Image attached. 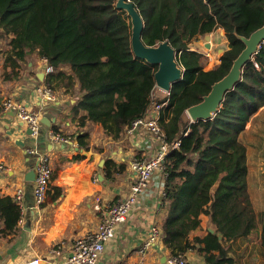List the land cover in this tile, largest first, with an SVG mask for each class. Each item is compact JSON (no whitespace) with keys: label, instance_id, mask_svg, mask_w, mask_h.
Masks as SVG:
<instances>
[{"label":"trees","instance_id":"16d2710c","mask_svg":"<svg viewBox=\"0 0 264 264\" xmlns=\"http://www.w3.org/2000/svg\"><path fill=\"white\" fill-rule=\"evenodd\" d=\"M117 1L0 0V42L8 46L3 49V63L11 68L7 74L16 78L28 57L37 52L54 67L47 85L54 90L68 88L73 97L77 95L72 113L81 129L100 124L114 140L146 114L158 68L135 55L131 18L116 6ZM131 1L145 21L144 42L169 41L185 70L183 79L172 85L169 105L160 119L169 140L181 142L166 162L163 243L170 257L196 249L189 235L206 214L216 232L197 238L204 243L198 250L209 264H234L222 241L248 236L258 223L248 189V155L242 135L247 123L264 111V44L213 118L192 122L186 111L230 71L245 48L240 37H249L264 26V0ZM218 29L226 32L229 48L218 65L205 70L203 53L192 50L191 44ZM53 129L59 132L58 126ZM76 138L80 148L89 150L88 129ZM48 192L57 200L62 189L51 181ZM0 216L5 230H14L20 205L10 196L0 197ZM261 243L264 246V218Z\"/></svg>","mask_w":264,"mask_h":264},{"label":"crops","instance_id":"0c3cea01","mask_svg":"<svg viewBox=\"0 0 264 264\" xmlns=\"http://www.w3.org/2000/svg\"><path fill=\"white\" fill-rule=\"evenodd\" d=\"M216 31L219 33L217 45L228 48L222 38L225 37L222 29ZM7 47L5 41L0 42V197L14 199L19 189L23 190V197L21 216L14 230H5L4 219L0 216V264H21L34 257L41 258L40 264L59 263L68 257L74 239L95 230L103 219V214L94 208L96 197L101 198L103 205L124 200L135 181L131 160L135 156L149 157L154 149H148L149 141L144 134L125 131L121 139L114 140L105 135L100 124L81 129L78 117L72 113L77 95L73 97L70 89L62 88L55 90L57 98L54 101L42 100L37 88L47 85L48 73L39 75L45 70L44 59L37 52L32 53L18 76L11 78L7 74L10 66L3 63V49ZM156 88L157 93L164 94L163 90ZM6 99L38 111L41 125L37 133H33L13 109L4 107ZM249 123L251 126L252 122ZM54 126L59 127V133L69 137L67 143L52 139ZM86 129L91 136L89 150L80 148L76 138ZM249 147L247 155L251 161ZM43 156L49 157L54 171L52 185L60 187L62 194L53 200L52 193L48 192L42 205L37 206L34 193L36 173L33 176L32 171L35 172ZM109 160L112 162L107 165ZM164 184L165 175L156 172L148 189L132 207L127 221L118 225L115 237L105 243L97 264H132L141 258L145 264H169L170 255L163 243V232L145 255L140 253V247L149 238L151 226L157 224L162 231L167 214ZM248 189L258 220L255 231L222 243L234 264H264L261 243L263 160L248 162ZM200 219V226L189 235L197 248L186 252L188 264H209L205 254L198 250L204 243L196 239L206 237L211 229L215 233L216 228L209 215L202 214ZM218 235L222 240V235ZM62 241L65 242L61 245Z\"/></svg>","mask_w":264,"mask_h":264},{"label":"built area","instance_id":"2783aa9c","mask_svg":"<svg viewBox=\"0 0 264 264\" xmlns=\"http://www.w3.org/2000/svg\"><path fill=\"white\" fill-rule=\"evenodd\" d=\"M43 59L46 63V73L53 72L54 67L48 63L46 58ZM156 89L152 93L153 100L146 114L133 121L126 129L130 134L139 133L146 135L149 141L148 149H154V152L149 157L139 158L135 156L131 160L130 167L135 174V181L132 183L130 192L124 200L103 205L101 198L96 197L94 208L104 216L98 227L89 233L75 238L70 247L68 257L59 263L53 264H97L103 255L105 243L115 237L116 227L127 221L132 207L137 203L139 196L148 189L153 175L156 172H161L166 175L165 171L168 155L173 149L178 148L181 142L180 140L171 142L160 123L162 112L169 105L170 91H163L164 94L160 95L157 93ZM37 91L44 101H54L57 98L54 88L50 85L38 87ZM4 107L13 109L17 113L18 118L21 119L33 133L39 131L41 118L38 111L30 109L13 99H6L4 101ZM51 137L58 142L67 143L69 141L67 135H63L56 131L51 132ZM35 173L34 193L37 206H40L47 197L53 175V167L50 164L48 156L40 158ZM22 197L23 190L19 189L14 197L19 205H21ZM161 234L162 231L159 225L153 224L150 229L148 240L140 247V253L145 255L146 252L159 241ZM64 242L65 241H62L61 245ZM54 251L59 252L58 249H54ZM167 261L169 264H188L185 254L170 257ZM40 262V257H34L21 264H40ZM132 264H145V262L143 258H141L134 261Z\"/></svg>","mask_w":264,"mask_h":264},{"label":"water","instance_id":"95a60500","mask_svg":"<svg viewBox=\"0 0 264 264\" xmlns=\"http://www.w3.org/2000/svg\"><path fill=\"white\" fill-rule=\"evenodd\" d=\"M116 6L125 10L131 18V43L135 55L157 65L158 68L155 72L156 86L163 91H171L172 85L183 79L185 74L184 68L177 59L176 49L167 40L156 45H148L144 42L145 21L131 0H118ZM240 38L244 42L245 48L234 60L230 71L213 84L210 92L203 97L201 102L187 109L186 112L192 122L213 118L220 110L226 94L232 91L242 80L245 65L252 61L254 55L264 44V26L252 32L249 37L241 36ZM205 39L211 41V36L208 34ZM45 72L43 70L39 75H45ZM32 175L35 176L34 171H32ZM211 231L214 230L211 229Z\"/></svg>","mask_w":264,"mask_h":264},{"label":"rangeland","instance_id":"374dc122","mask_svg":"<svg viewBox=\"0 0 264 264\" xmlns=\"http://www.w3.org/2000/svg\"><path fill=\"white\" fill-rule=\"evenodd\" d=\"M222 32L225 35V37L223 36L222 38L225 40L226 45H229L230 42L226 36V32L223 29ZM218 34L219 33H217V31H214L209 34L211 36V41L206 40L205 37H201L191 44V49L194 48L195 50L197 49L203 53L205 57L204 68L208 70L214 68L220 63L221 55L226 49L229 48L223 47V45H217V43H219L217 39ZM208 43H210L209 47L207 46ZM219 49L223 50L219 51ZM249 126L250 123L248 122L246 129L243 132L242 138L245 144L250 146L249 150L250 158L252 159L251 161H264V111L255 118V120L252 122V125L250 126V129H248ZM256 144H258L259 147L256 146ZM259 164L261 163L259 162Z\"/></svg>","mask_w":264,"mask_h":264}]
</instances>
